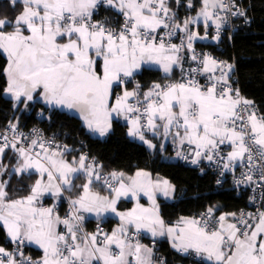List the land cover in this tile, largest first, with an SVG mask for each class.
<instances>
[{
    "label": "snow or ice",
    "instance_id": "snow-or-ice-1",
    "mask_svg": "<svg viewBox=\"0 0 264 264\" xmlns=\"http://www.w3.org/2000/svg\"><path fill=\"white\" fill-rule=\"evenodd\" d=\"M8 4L12 10L22 6L15 16L0 17V54L7 60L4 91L18 103L27 107V102L39 98L52 107L75 110L100 136L111 130L114 115H123L130 124L128 135L150 148L156 145L145 138V132L165 139L171 135L180 146H193V164L201 158L212 161L213 153L225 144L232 151L224 169L245 157L251 163L250 145L258 148L256 155L264 160V115H257L253 102L232 88L229 78L234 66L210 55L199 58L193 48L194 41L208 38L210 25L216 28L212 39H220L222 23L227 20L221 13L245 15L239 7L232 11L235 0H202L196 17L186 18L182 24L176 21L167 0H8ZM103 4L123 17L119 27L94 19V12ZM188 7H192L191 0ZM201 22L203 36L189 27ZM161 29L166 33L161 34ZM178 32L186 34V44L183 38L180 45L170 42ZM183 49L192 52L191 60L202 65L188 70L193 78L153 83L146 92L140 91L139 84L131 91L122 88L144 63L159 65L166 75L176 67L183 72ZM217 71L219 75H215ZM197 73L206 83L194 78ZM117 88H122L120 94ZM9 127L14 130L16 125ZM3 139L0 156L11 146L24 158L15 171L35 169L41 178L21 199H11L5 184L0 183V229L17 243L13 251L0 247V264H154L152 248L134 239L142 232L152 237L167 234L177 250L194 249L213 264H264V211L242 212L234 223L225 221L228 216L236 217L235 213L221 215L219 228L212 230L207 220L202 223L184 217L166 227L156 197L158 193L172 197L175 185L169 180L153 179L143 170L132 176L113 171L103 180L109 191L104 196L92 191L93 182L101 176L95 165H86L85 156L73 167L63 159V151H49L51 141L46 147L42 140L34 139L29 147L17 148L14 142L9 145L7 135ZM37 145L41 151L33 154ZM79 173L86 174L87 182L80 185L82 194L71 201L72 210L65 218L56 214L55 205L46 208L39 203L45 193L60 198L64 191H71ZM245 179L252 182L253 177ZM260 179L264 180V168ZM141 195L148 198V207L140 203ZM122 197L134 198L135 206L118 211ZM82 212L98 217L112 213L120 224L110 234L99 228L82 233ZM60 225L64 231L58 230ZM25 241L43 250L40 260L24 256L21 246Z\"/></svg>",
    "mask_w": 264,
    "mask_h": 264
},
{
    "label": "trees",
    "instance_id": "trees-1",
    "mask_svg": "<svg viewBox=\"0 0 264 264\" xmlns=\"http://www.w3.org/2000/svg\"><path fill=\"white\" fill-rule=\"evenodd\" d=\"M187 1L169 0L167 2L168 7L175 13L176 21L187 15H193L200 5V0H191L193 7L188 8ZM241 2L246 8L247 16L250 17V24L239 25L230 38L224 37L218 44L200 45L226 58H234L232 75L236 78V84L241 93L253 101L258 111L264 115V0H241ZM21 8L22 6L18 5L15 10H12L8 0H0V17L15 16ZM106 12L111 15L116 13L107 5ZM211 32L212 30H209L208 33ZM6 63V57L0 54V127L15 114L14 100L4 94L7 79L3 69ZM171 77L173 74L163 77L161 71L154 67H143L134 76L142 90L149 88L153 83L163 84ZM126 86L131 87V83H127ZM39 112L41 116H36ZM20 123L22 125H41L47 129L59 130L67 134L66 141L71 145V148L64 150L63 155L70 161L81 157L82 144H84L89 155L96 158L99 169L102 171L115 168L119 172L132 173L136 169L144 168L152 174L166 177L171 184L175 185V198L172 201L160 200V212L165 221L179 217H191L200 210H209L210 208L214 215L227 216L247 205L246 189H241L240 194L236 195L237 188L228 174L223 176L220 183H217L216 176L210 172L200 171L179 160H168L157 151L148 154V149L144 144L129 138L124 122L113 121L112 128L106 136L99 137L89 133L76 115L59 109L48 110L39 101H32L28 102L27 107L20 114ZM19 161V153L12 147L5 149L0 160V165L5 166L0 167V173L7 178L5 191L8 192L11 199H21L29 195L36 178V174L33 172L18 174L15 169ZM78 176L79 178L74 180L75 187L69 192L71 195L81 192L80 185L84 183L85 176ZM93 187L103 192L108 191L98 183H95ZM67 200L71 203L66 196L59 200L46 199L43 202L59 203L60 209L56 213L61 214ZM228 217L232 218V216ZM97 223L103 225L107 230L112 226L113 219L108 218L99 222L88 218L82 228L85 231L94 230ZM2 234L3 231L0 229V235L2 236ZM143 239L146 242L151 241L144 235ZM154 242L159 245L161 251L168 258L183 260L176 251L169 247V242L165 238L154 240ZM27 249L34 256L39 257V252L31 250L28 244ZM199 264L210 263L202 261Z\"/></svg>",
    "mask_w": 264,
    "mask_h": 264
},
{
    "label": "built area",
    "instance_id": "built-area-1",
    "mask_svg": "<svg viewBox=\"0 0 264 264\" xmlns=\"http://www.w3.org/2000/svg\"><path fill=\"white\" fill-rule=\"evenodd\" d=\"M169 0H167L168 2ZM225 3H230V0H224ZM192 3V2H191ZM186 6L188 7V1L186 2ZM193 7V4H192ZM188 7V8H192ZM236 7H239L240 10H242L245 15L244 16H233L230 13H221L222 16H227V20L223 21L221 29H220V39L226 37L230 38L234 31L237 29L239 25H249L250 24V17L246 14V8L242 4L241 0H235V6L232 7V11H236ZM172 11V10H171ZM94 19L99 21H105L108 20L111 22V25L114 27H119V23L123 21V17L118 15L117 13L108 14L106 12V4L101 5L98 7V9L94 12ZM193 31L192 29H190ZM167 30L161 29L160 33L164 34ZM209 32V30H207ZM213 35H216V28L214 27L212 29ZM183 38L184 43H187L186 34L184 32H178L177 35L173 36L170 40L171 43L180 45L181 39ZM167 42V41H166ZM218 49H220L219 45ZM193 48L195 50V54L202 58L204 55H210L214 57L217 61H224L228 64H231L234 66L235 60L234 58H226L224 56H221L219 53L212 52L209 48L202 46V45H196L193 42ZM192 52L188 51L187 49H183L180 53L181 56H184L187 58L188 66L183 72L181 71L179 74L167 79L163 84H169L174 82H184L182 77L187 78H193V76H189L188 70L191 68H202V65L198 61L191 60ZM219 71L215 73V75H219ZM194 78L198 80L201 84L206 83V79L204 76L200 75L199 73L194 74ZM229 82L231 83V86L233 89H239L238 85L236 84V78L234 75L230 74ZM131 88H136L137 84L140 85L138 80L135 78H132L131 81ZM126 87V84L122 86ZM122 88H117L116 92H119L122 90ZM142 92V90L140 89ZM241 97H243L246 100L247 99L240 91ZM118 94V93H117ZM251 101V100H249ZM253 102V101H252ZM134 103V101H133ZM254 109L257 111V115H263L260 113L257 109L256 104L253 102ZM24 109L21 108V104L15 105V114L10 117L7 122L0 127V146H2L5 143V140L3 139L4 135H7V142L9 145L11 143H15L17 148L20 147H29L32 140H42L45 143V146L48 147V142L51 141V147L49 148L50 151H64L65 146L67 147V150L71 148V145L67 143L66 137L67 134L62 133L59 130H53V129H47L46 127H43L41 125H22L20 123V114L22 113ZM36 116H41L40 112L37 113ZM47 116V115H46ZM10 124H15L16 128L13 130L9 127ZM126 125H129L127 121H125ZM35 130V131H34ZM11 147V146H9ZM8 147V148H9ZM83 150L81 152V156L86 157V165H95L96 170L99 172V175L101 176L100 181H94L95 183H98L102 185L103 187L107 188L106 185L103 184V180L106 176H108L109 173L116 171L119 172L117 169L112 168L108 171H102L99 169V164L96 160V158L92 155H89V152L87 150L86 145L82 144ZM253 151V160L251 163H249L245 157L243 161L237 162L236 164H232V166L229 169H224L223 165L225 163H230L227 160V151L224 149L223 145L220 146V149L218 153H213V160L209 161L206 158H201L198 163L193 164L192 160L195 158L193 155V146L184 145L182 150L179 152L181 155H179L178 160L186 164L188 166H193L198 168L200 171H207L212 174H214L217 178V181L219 183L221 182L224 175L228 174L230 178L233 181L234 186L236 189V195L240 194L241 189H246L247 191V205L245 207H242L239 209L235 214L236 217H233L234 221L236 222V218L240 216V214L243 213H257L258 211H264V180L260 179V171L262 168H264V160H262L258 155H256L258 148L256 146L250 145ZM7 149V148H6ZM40 148L37 145L34 150L33 154L35 152H40ZM152 151L148 149V154H151ZM186 157V158H185ZM228 170V171H226ZM247 175H251L253 177L252 182H248L245 178ZM237 181H243L242 183H237ZM43 207H52L55 205V212H57L60 209V204L57 202H42L41 203ZM71 203L67 200L65 206L62 209L61 215L66 217L71 212ZM84 219L81 222V228L85 221L88 220V217L81 214ZM194 219L201 220L203 223L205 220L209 222V230H212L213 228H219V223L217 221L219 220V216L214 215L211 213V215L208 214L207 209H203L198 211L194 216ZM95 230L101 229L103 232H107L106 228L101 225L100 223H97L95 225ZM83 230V228H82ZM85 231V230H84ZM134 239H139V242L141 244L147 245L148 247L152 248L153 250V261L154 264H199L203 261L204 256L202 254H198L197 252H183V251H176L177 255L181 256L183 260L180 259H173L168 258L163 251H161L159 245L154 241L146 242L143 239V234L140 233L138 237H135ZM0 247H4L7 251H13L17 248V243L11 242L7 239L5 234L3 233L2 236L0 235ZM21 251H23L25 257H30L34 261L40 260L39 257H36L27 249V242L21 246ZM19 258V257H17Z\"/></svg>",
    "mask_w": 264,
    "mask_h": 264
},
{
    "label": "crops",
    "instance_id": "crops-1",
    "mask_svg": "<svg viewBox=\"0 0 264 264\" xmlns=\"http://www.w3.org/2000/svg\"><path fill=\"white\" fill-rule=\"evenodd\" d=\"M202 6H203V5H202V0H200V5H199V7L197 8V10L195 11V13H194L193 15H187V16L183 17L181 20H179V21H177V22H179V23L182 24V22H183L186 18H189V17H196L197 13L200 11V9H201ZM107 7L110 8L111 10H113L114 12H116V10H115L114 8H111V7H109V6H107ZM116 13H117V12H116ZM189 27H190V29L193 30V32H197V33H199V35H201V36L205 35V28H204V25H203L202 22L199 23V24H196V25H190ZM214 27H215V26H214ZM214 27H213L212 25H210V27L208 28V30H212ZM207 36H208L207 39H204V40H196V41H194V43H195L196 45L207 44V43L218 44L219 41L221 40V39H219V40H213L212 37L215 36V35H213V32H211V33H208V32H207ZM182 57H183L182 68H183V70H185V69L187 68V66H188V61H187V58H186V57H184V56H182ZM6 64H7V63H6ZM143 67H154V68H157V69H159V70L161 71V74H162L163 77H169V76H171L172 74H173V76H174V75H177V74H179V73L181 72V67H176V68L173 70V72H172L171 74L166 75V74L163 72V69H162L159 65L154 64V63H144V64H142L141 68L138 70L137 73H139ZM233 70H234V67H233V69H232V71H231L230 74H232ZM137 73H136V74H137ZM6 79H7V78H6ZM165 81H166V80H165ZM6 86H7V84H6ZM151 86H152V85H151ZM151 86H150V87H151ZM150 87H149V88H150ZM5 88H6V87H5ZM126 88H127L129 91H131V90L134 89V88L127 87V86H126ZM149 88L142 90L141 87H140V89L142 90V92H146ZM121 91H122V90H120L119 92H116V93L120 94ZM34 95H35V94H34ZM9 98H11V97H9ZM11 99H12V98H11ZM34 101H39V102L42 103L43 106H44L46 109H48V110H51V109H59V110L66 111V112H68V113H70V114L76 115L77 117H79V119H80V121H81V124L85 127V129H86L89 133H91L92 135L99 136V137H104V136H100L98 132H94V131H92L91 129H89V128L87 127L86 123L83 121L82 117L80 116V114H79L77 111H75V110H70V109H67V108H61V107H52V106H50V105L45 104V103L43 102V100H41V99H39V98L35 99ZM14 102H15V105L21 104V108H23V109L26 107L24 103H18L17 101H14ZM30 102H32V101H30ZM27 104H28V102H27ZM117 120H118V121H121V122H124V123H125V121H126L123 115H120V116H116V115H114V116H113V119H112V123H113V121H117ZM126 127H127V135H128V130H129L130 124H129V125H126ZM160 131H161V133H162V129H161ZM173 131H175V129H173ZM105 136H106V135H105ZM128 136H129V135H128ZM129 138L141 142L142 144H144V145L146 146L147 149H150V150L152 151V153L155 152V151L161 153V154L163 155V157H165V158L168 159V160H174V161L176 160V161H177L178 158H179V155H177V153L180 152V151L182 150V148H183V146H180V145H179V141H178V140H174L173 137H172L171 135H169V136L165 139V137H164L163 135H157V136L154 137V136L152 135L151 132H145V138H146L147 140H150V141L152 142V144L156 145L155 148H150L147 144H145L143 141H141L138 137H131V136H129ZM161 145H163V147H161ZM185 145H186V144H185ZM223 147H224V149L227 151V153L230 152V151H232L231 146H229V145H227V144L223 145ZM49 151H50V150H49ZM152 153H151V154H152ZM19 156H20V155H19ZM23 159H24V158L20 156V161H19V164L16 166V169L19 168V167L21 166V164L23 163ZM63 159H65V160L68 161L70 164H72L73 167H78L80 157H79L78 159H75V160H71V161H70V160L66 159V158L64 157V155H63ZM0 160H1V156H0ZM237 162H240V161L231 162V164H236ZM85 163H86V161H85ZM139 170H143V171H146V172L151 173V172H150L149 170H147V169L140 168V169H136V170H134L132 173H124V174H125L126 176H132V175H134V174H135L137 171H139ZM226 171H228V170H226ZM16 172H17V171H16ZM24 172H26V173H31V172H33V173L36 174V178H35V180H34L33 185L35 184V181H36V180H38V179L41 178L39 172H37L35 169H29V170H26V171H24ZM17 173L19 174V173H22V172H17ZM151 174H152V173H151ZM78 175H83V176H85L84 183L87 182V176H86V174H84V173H79ZM157 176H159V177H161V178H164V179H167L166 177H163V176H160V175H157V174H152L153 179H155ZM44 179L46 180V175H45ZM167 180H168V179H167ZM170 183H171V182H170ZM94 184H95V182H93V184H92V186H91L93 192H98L100 195H104V196L109 195V191H105V192H103V191L97 190L96 187H93ZM69 192H70V191H67V190L64 191L63 194H62V196H61L60 198H56L55 196H52V195H50V194H48V193H45V194L42 196V198H41V200H40L39 203L41 204V203H42L44 200H46V199L59 200V199H61V198H64L65 196H66L70 201H72V200L78 198V196L82 194V189H81V192H80L79 194H77V195H71ZM174 198H175V192L173 193L172 197H170V198H166V197H164L162 194H159V193H158V194H157V197H156V200H157V203L160 204V200H161V199H163V200H165V201H172V200H174ZM140 203L143 204L145 207H148V206H149V201H148V198H147L146 196L141 195V197H140ZM126 204H127V205H126ZM135 204H136V200H135L134 198L122 197L121 200H120L119 203H118V206H117V207H118V211H127V210L131 209L132 207H134ZM38 206H39V205H38ZM56 214H58L62 219L65 218V217L62 216L60 213H56ZM81 214L85 215L86 217H88V218H90V219H92V220H96V221H99V222L105 221V220H107L108 218H112V219H113L112 226L110 227V229H107L108 231L105 232V233H109V234H110L111 231H112L113 229L117 228V227L119 226V224H120V220H119V218H118L117 216H115V214H112V213H104L102 216H99V217H98L95 213L82 212ZM161 216H162V215H161ZM180 218H181V217H179V218H177V219H174V220H171V221H165V222H166V227H167V226H174V225H176L177 222L180 220ZM184 218H190V219H192L193 216H191V217H184ZM234 222H235V221H234L233 217H232V218H231V217H228V219L225 221V223H234ZM58 230H59V231H64V230H65V229H64V226H63V225H60V226L58 227ZM2 231H3V233H4L5 236H6L5 231H4V230H2ZM83 232H86V233H94V232H96V230H95V228H94V230H88V231H84V229H83V230H82V233H83ZM82 233H81V234H82ZM142 234L144 235V237H146L147 239H150L151 241H152V240H153V241H154V240H160V239H162V238H165V239L169 242V247H170L172 250H174V251H180V250H177L176 248H174V247L172 246V244H173V242H172V238H171L170 236H168L167 234H165L164 236H157V237H152L150 233H144V232H142ZM7 239H8V238H7ZM8 240H9V239H8ZM26 242H27V241H26ZM27 244H28V247H29L31 250H35V251H38V252H39V258L41 259L42 256H43V250H42L41 248H39V246L36 245V244H34V243H29V242H27ZM190 251H192V252H196L194 249H189L187 252H190ZM183 252H184V251H183ZM203 256H204L203 261H205L206 263L213 264V262L208 261L206 255H203Z\"/></svg>",
    "mask_w": 264,
    "mask_h": 264
},
{
    "label": "rangeland",
    "instance_id": "rangeland-1",
    "mask_svg": "<svg viewBox=\"0 0 264 264\" xmlns=\"http://www.w3.org/2000/svg\"><path fill=\"white\" fill-rule=\"evenodd\" d=\"M212 26L214 27L215 25H212ZM6 87H7V86H6ZM4 94H5V96H7V97H11L14 101H16V100L11 96V94L6 93V92H4ZM6 182H7V178H6V177H3L2 174L0 173V183H4V184L6 185Z\"/></svg>",
    "mask_w": 264,
    "mask_h": 264
}]
</instances>
